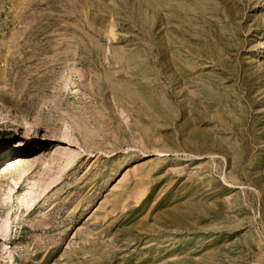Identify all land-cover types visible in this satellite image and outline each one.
Returning <instances> with one entry per match:
<instances>
[{
	"label": "rangeland",
	"instance_id": "1",
	"mask_svg": "<svg viewBox=\"0 0 264 264\" xmlns=\"http://www.w3.org/2000/svg\"><path fill=\"white\" fill-rule=\"evenodd\" d=\"M263 45L264 0H0V264H264Z\"/></svg>",
	"mask_w": 264,
	"mask_h": 264
},
{
	"label": "bare ground",
	"instance_id": "2",
	"mask_svg": "<svg viewBox=\"0 0 264 264\" xmlns=\"http://www.w3.org/2000/svg\"><path fill=\"white\" fill-rule=\"evenodd\" d=\"M263 47H264V45H263ZM66 85H67V86H69V84H68V83H67ZM67 89H68V88H67ZM21 159H22V157H21V156H19V157H17L15 160H12V161H14V162H15V161H17V162H15V163H16L15 165H19V164H21V163H22V160H21ZM14 162H13V163H14ZM10 163H11V162H10ZM13 163L11 164V166H13V165H14Z\"/></svg>",
	"mask_w": 264,
	"mask_h": 264
}]
</instances>
